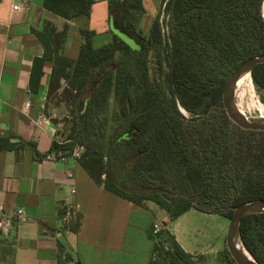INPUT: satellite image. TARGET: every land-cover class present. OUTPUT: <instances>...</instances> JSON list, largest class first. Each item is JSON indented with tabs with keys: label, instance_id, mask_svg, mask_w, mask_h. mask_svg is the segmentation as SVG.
I'll return each instance as SVG.
<instances>
[{
	"label": "trees",
	"instance_id": "obj_1",
	"mask_svg": "<svg viewBox=\"0 0 264 264\" xmlns=\"http://www.w3.org/2000/svg\"><path fill=\"white\" fill-rule=\"evenodd\" d=\"M263 1L163 0L165 38L159 16L142 32L141 0H111L112 41L95 47L94 33L83 30L76 61L62 55L66 28L55 34L47 23L37 32L44 55L34 60L30 87L37 90L43 63L52 61L46 105L64 80L52 107L70 118L68 142L51 150L83 147L79 162L98 185L139 206L154 202L171 221L192 209L232 218L235 207L264 200V131L240 128L222 103L231 73L264 53ZM93 3L44 0V7L70 20L89 16ZM251 76L264 92V64ZM156 236L167 246L164 261L148 264H194L170 231ZM240 239L264 264V213L243 218ZM225 258L236 264L226 247Z\"/></svg>",
	"mask_w": 264,
	"mask_h": 264
},
{
	"label": "crops",
	"instance_id": "obj_2",
	"mask_svg": "<svg viewBox=\"0 0 264 264\" xmlns=\"http://www.w3.org/2000/svg\"><path fill=\"white\" fill-rule=\"evenodd\" d=\"M110 1L94 0L89 16L67 20L48 11L44 0H30L17 11L12 7L21 0H0V139L8 138L15 146L0 148V203L6 214L23 209L25 216L13 218L6 234L0 232V264H136L127 245L129 232L144 239L139 236V205L98 185L80 162L45 158L54 139L65 141L70 132V124L58 114L63 108L46 105L52 61L43 63L37 90L30 87L34 60L44 55L37 32L47 23L55 34L66 28L62 55L76 61L83 30L94 33L95 47L112 41ZM149 1L155 0H141L145 34L166 5L156 0L154 9ZM68 172L75 174L74 180L68 179ZM72 187L77 190L78 221L64 227L63 199ZM152 250L153 244L147 243L142 264H148Z\"/></svg>",
	"mask_w": 264,
	"mask_h": 264
},
{
	"label": "rangeland",
	"instance_id": "obj_3",
	"mask_svg": "<svg viewBox=\"0 0 264 264\" xmlns=\"http://www.w3.org/2000/svg\"><path fill=\"white\" fill-rule=\"evenodd\" d=\"M149 3L154 9L158 8V1H149ZM164 12L166 14L165 10ZM123 38H125V41L129 45L132 44L133 47H135L132 40L128 39V37ZM61 86V89L50 96L49 107L58 103L55 97L60 98L63 96L62 91L66 86L63 83ZM245 99H255V101L264 105V92L259 90L252 81L251 91L249 90L246 92ZM58 112V114L62 112L60 114L62 116L61 118H63L62 121L69 122L70 118L64 113V109ZM186 115L190 117V114L187 112ZM250 116L257 117V114L252 113ZM139 213L142 215V218L139 217V226L141 228L139 236L144 239L139 240V238H136L138 234L135 235L129 232V244L127 245V253L129 255H135L136 258L134 262L136 264L143 263L142 255L144 250H146L147 243H152L153 248L154 245H158V250L154 252V254H151L150 259L158 263H163L164 255L162 253H164L165 250H162V247L164 248L167 246L160 240L155 242L157 239L156 233L163 229L170 231L181 248H184L182 249L185 253L192 257L194 264H231L225 258L226 235L231 217L227 218L218 214H205L192 209L174 221H171L170 218L169 221H166L164 219L169 217L167 212L151 201H146L143 203V206H139ZM134 216L135 215H133V219ZM155 224L158 226L156 233L154 232Z\"/></svg>",
	"mask_w": 264,
	"mask_h": 264
},
{
	"label": "water",
	"instance_id": "obj_4",
	"mask_svg": "<svg viewBox=\"0 0 264 264\" xmlns=\"http://www.w3.org/2000/svg\"><path fill=\"white\" fill-rule=\"evenodd\" d=\"M264 4V1H263ZM262 15L263 5H262ZM260 64H264V53L250 58L241 63L230 75L225 83L222 95V103L228 117L240 128L252 131H264V119L259 117H247L243 115L235 105V91L238 81L245 75L250 74L253 69ZM264 213V200H257L233 209V216L230 220L227 235L226 247L236 264H259L255 258L244 247L240 239V225L244 217L252 214ZM242 246V248L239 246ZM246 250L251 257H248Z\"/></svg>",
	"mask_w": 264,
	"mask_h": 264
},
{
	"label": "built area",
	"instance_id": "obj_5",
	"mask_svg": "<svg viewBox=\"0 0 264 264\" xmlns=\"http://www.w3.org/2000/svg\"><path fill=\"white\" fill-rule=\"evenodd\" d=\"M30 3V0H21L20 4H15L13 5L12 9L14 11H17L21 9L24 6H28ZM163 11L160 15L159 22L161 24V30H162V35L164 37L168 36L169 33V16L165 14V5L163 7ZM68 140L61 141L59 138L54 139L53 146L54 147H59L64 144H66ZM83 153V147L76 146L73 148V150L67 155L64 154L60 150H53L49 154L45 156V158L49 160H55V161H62V162H79L81 159ZM67 177L70 180H74L75 174L73 172H68ZM77 190L75 187H72L70 190V194L68 197H65L63 199V208H64V214L62 217V224L64 227H70L73 224H76L78 219H77V214H78V205L75 202L74 198L76 196ZM13 218H17L20 220H23L25 218L24 216V210L23 209H17L14 211L9 212L6 214L4 206L2 203H0V232L1 233H7ZM155 233L158 230V226H154Z\"/></svg>",
	"mask_w": 264,
	"mask_h": 264
},
{
	"label": "bare ground",
	"instance_id": "obj_6",
	"mask_svg": "<svg viewBox=\"0 0 264 264\" xmlns=\"http://www.w3.org/2000/svg\"><path fill=\"white\" fill-rule=\"evenodd\" d=\"M263 14H264V4H263ZM252 80L250 74L243 76L237 83L235 91V105L237 109L247 117H251L252 113H256L257 117L264 119V105L254 100H246L245 94L249 90L251 91ZM252 96V95H251ZM255 96V95H254ZM257 97V96H256ZM183 113L186 112L183 110ZM242 248V246L239 244ZM245 254L248 257H251L250 254L244 250Z\"/></svg>",
	"mask_w": 264,
	"mask_h": 264
}]
</instances>
